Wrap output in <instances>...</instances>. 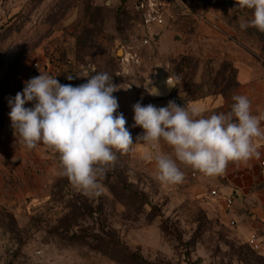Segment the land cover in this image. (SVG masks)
I'll use <instances>...</instances> for the list:
<instances>
[{"label":"rangeland","instance_id":"obj_1","mask_svg":"<svg viewBox=\"0 0 264 264\" xmlns=\"http://www.w3.org/2000/svg\"><path fill=\"white\" fill-rule=\"evenodd\" d=\"M136 1L0 0V264H264L227 217L233 211L223 212L209 186L197 190L198 171L182 166L179 185L154 178L148 157L171 149L137 142L143 129L133 119L137 102L159 108L168 98L217 99L230 111L232 58L249 48L264 61V33L240 28L252 13L236 0L229 8L228 0H159L166 17L149 35ZM95 72L123 87L113 95L135 144L117 154L99 194L85 195L61 175L56 153L18 143L9 100L41 73L78 86ZM160 73L176 85L167 99L147 90Z\"/></svg>","mask_w":264,"mask_h":264},{"label":"clouds","instance_id":"obj_2","mask_svg":"<svg viewBox=\"0 0 264 264\" xmlns=\"http://www.w3.org/2000/svg\"><path fill=\"white\" fill-rule=\"evenodd\" d=\"M236 4L252 13L240 28L264 33V0H236ZM111 77L107 72H95L87 76L86 83L73 86L41 73L26 81L23 91L9 100L11 127L18 143L28 150L42 144L56 153L61 175L85 195L99 194L101 181L115 166L117 154H127L135 144L113 95L123 87L113 84ZM147 90L149 95L158 94ZM232 100L230 111L210 116L174 101L159 108L140 102L133 105L134 126L143 129L137 142L154 149L163 142L171 149V153L157 150L148 157L154 162L157 181L182 184V166L215 177L224 174L230 163L259 157L256 141L264 138L261 119L253 114L246 95H233ZM29 102L34 106L25 107Z\"/></svg>","mask_w":264,"mask_h":264},{"label":"crops","instance_id":"obj_3","mask_svg":"<svg viewBox=\"0 0 264 264\" xmlns=\"http://www.w3.org/2000/svg\"><path fill=\"white\" fill-rule=\"evenodd\" d=\"M236 71L238 90L236 94L246 95L252 102V112L261 119L264 127V61L251 49L243 48L232 58ZM167 99V98H166ZM168 100L160 101L167 106ZM188 108H197L205 116L223 112L217 99L193 103ZM260 155L247 163H230L224 174L215 177L198 175L196 188L203 192L209 186L218 193L215 198L225 209L224 198H232L234 210L227 215L237 224V234L247 242L256 235L261 244L259 255L264 258V138L256 141ZM224 200V201H223Z\"/></svg>","mask_w":264,"mask_h":264},{"label":"built area","instance_id":"obj_4","mask_svg":"<svg viewBox=\"0 0 264 264\" xmlns=\"http://www.w3.org/2000/svg\"><path fill=\"white\" fill-rule=\"evenodd\" d=\"M135 10L142 18L145 33L149 35L155 34L163 26L167 12L165 11V4L159 0H137ZM213 196H218V193L213 191ZM224 202L227 211L232 212L234 207L233 199L226 198ZM249 242L254 251L259 252L261 250L262 247L256 235H252Z\"/></svg>","mask_w":264,"mask_h":264},{"label":"water","instance_id":"obj_5","mask_svg":"<svg viewBox=\"0 0 264 264\" xmlns=\"http://www.w3.org/2000/svg\"><path fill=\"white\" fill-rule=\"evenodd\" d=\"M233 3L234 0H228L226 2V7H231ZM168 81L170 82V84L168 83ZM175 87V82L171 78L167 77L163 73H160L157 82L151 87V89L156 90V92L158 93L157 95H153L154 97L159 99H166L171 96Z\"/></svg>","mask_w":264,"mask_h":264},{"label":"bare ground","instance_id":"obj_6","mask_svg":"<svg viewBox=\"0 0 264 264\" xmlns=\"http://www.w3.org/2000/svg\"><path fill=\"white\" fill-rule=\"evenodd\" d=\"M122 54V52H119V55H121Z\"/></svg>","mask_w":264,"mask_h":264}]
</instances>
